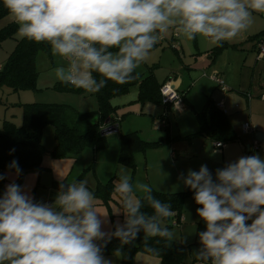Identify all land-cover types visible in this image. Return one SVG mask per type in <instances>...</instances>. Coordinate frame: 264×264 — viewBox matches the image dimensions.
<instances>
[{"label":"clouds","instance_id":"9594fccd","mask_svg":"<svg viewBox=\"0 0 264 264\" xmlns=\"http://www.w3.org/2000/svg\"><path fill=\"white\" fill-rule=\"evenodd\" d=\"M17 24V34L47 42L53 55L66 60L56 78L77 89L97 93L108 81L122 85L169 30L188 40L209 38L222 46L245 31L252 13H264V0H3ZM93 73L100 77L97 79ZM10 150V154L14 152ZM9 169L22 170L13 160ZM6 177L0 174V181ZM193 191L197 215L205 222L199 264H264V158L241 156L215 171L207 165L179 177ZM125 222L115 231L101 230L94 193L86 180L60 183L52 204L35 202L15 182L0 194V264H111L103 247L115 237L121 244L141 232L167 244L176 239L165 220L175 212L153 195L152 187L121 169L114 182ZM145 204L151 214L143 211ZM250 221V223H249ZM107 238V240L105 239ZM104 240L101 245L96 241Z\"/></svg>","mask_w":264,"mask_h":264},{"label":"trees","instance_id":"16d2710c","mask_svg":"<svg viewBox=\"0 0 264 264\" xmlns=\"http://www.w3.org/2000/svg\"><path fill=\"white\" fill-rule=\"evenodd\" d=\"M8 15L10 14L4 6L3 0H0V19ZM17 27L14 21H9L0 27V42L6 39H15ZM262 35H264V30L247 38L248 40H256L254 43L256 53L258 51L256 42L264 40V37H260ZM50 50V45L47 42L37 43L29 41L26 38L16 39L13 49L9 52L5 62L0 66V88L6 87L11 93L37 91L36 82L39 71L36 67V55L39 51L50 52ZM216 50V48L211 50L212 57L215 56ZM147 67L150 71L146 75L138 73L135 79L122 85L108 81L106 86L97 93L86 92L83 89H77L70 84L62 82H56L51 87V89L59 92L80 95L88 93L97 102L95 111L78 112L73 107L63 103L33 102L12 104L13 106L18 105L22 107V118L19 125L6 119L0 125V174L5 176L7 171L15 172L14 169H9L8 167L13 160L18 161L19 167L22 170L18 180L22 174L39 169L45 153V147L42 144V134L47 127L53 128L55 145L50 151L53 157H70L78 154L86 147H91L95 151L104 147L106 141L101 135V130L114 123L119 124L121 119L117 115L118 107L112 104V99L125 94L133 86L138 87L137 101L159 103L167 108H169V105L172 106V104L162 101L160 89L165 82L159 83L152 73L157 67V64ZM93 75L97 79L100 78L96 73H93ZM217 85L220 87L218 83ZM178 94L182 102L183 94ZM246 97L248 98V96ZM1 101L2 99H0ZM196 118L199 124L198 130L186 136V138L204 136L214 141L215 144L220 143V146H217V148H221L224 144L235 141L238 137L228 116L210 96L206 98L202 109L196 112ZM119 141L120 149L117 160L120 164L129 167H134L135 153L156 148L161 143L159 140L154 142L144 141L137 131L125 134L121 133ZM11 149L15 150L12 154H10ZM93 163L92 161L89 169L93 167ZM117 180L115 177H112L105 183H98L93 191L102 200L101 204L107 208L111 220L114 216L111 212L110 201L114 200L120 207V200L116 201L112 197L115 194L114 182ZM4 181L5 179L0 181V187L4 184ZM153 195L162 202L169 203L175 212L173 217L165 220L168 228H170L172 221L178 224L185 199L187 197L193 199L194 193L185 187L183 191L172 193L153 190ZM199 206L197 205V207ZM142 210L149 214L152 212L146 204ZM124 222L125 216L123 219ZM115 229L116 226L113 225L111 232H114ZM143 237L139 234L135 241L127 245L121 244L119 239L113 237L103 247V255L119 254L120 264H132L133 257L137 253L158 258L159 264H181L185 249L191 245H185L175 240L167 244L159 237L150 238L148 245L157 250L153 253L146 250ZM105 239L107 240V238ZM96 243L104 245L105 241H96Z\"/></svg>","mask_w":264,"mask_h":264},{"label":"rangeland","instance_id":"374dc122","mask_svg":"<svg viewBox=\"0 0 264 264\" xmlns=\"http://www.w3.org/2000/svg\"><path fill=\"white\" fill-rule=\"evenodd\" d=\"M11 19L12 17L10 15L0 19V27L11 21ZM262 30H264V13L253 12L250 26L234 39L222 42V46L213 45L209 41V38L197 36V38L200 39L198 40L199 51L205 52L213 48L217 49L215 51V61L211 67H209L210 71L214 67L219 72V76H222L221 79L224 81L225 86L231 87L228 93L235 94V96H239L242 99H245L244 96L246 95L248 98L258 101L260 100V92L264 91V89L260 87V85L264 87V59L259 61L256 60L257 53L253 48L256 40L247 39L248 36H254ZM174 35H176V39L173 41L174 43H176V41H182V44H185L183 47L185 54L190 50H196L191 40H188L175 30L170 29L168 33L163 34V37L154 47L157 48V50H151L146 59L149 63L158 61L159 74H161L163 78L165 77L164 75L168 74L170 71L173 73L177 72V69L182 65L180 59L173 58L172 55L169 56L170 53L168 51L171 50L169 40H171L172 38L170 37H174ZM260 37H264V35ZM14 44L15 42L13 39H6L0 42V65L5 62ZM161 48H164L163 54ZM186 59L187 57L183 59V64L187 61ZM66 63V60L63 58L58 55H53L51 50L50 52L39 51L37 53L36 64L39 77L36 82V87L40 90L38 92L39 95L36 96L43 101L68 104L78 112L84 111L83 104L90 100L97 108L95 98L88 93L85 95L67 92L59 93V91H55L50 87L47 88V86H53L57 81L60 82L55 76V69L60 66H65ZM256 63L257 65L255 66ZM146 70L144 62L136 69L138 73L144 74H146ZM210 71L206 72L209 74ZM133 92L134 91L130 90V93L128 91L121 95L123 99H116V103L113 102L118 104L122 103L117 102L118 100H125L126 102L124 103H128L135 96ZM27 93L29 95L34 94L33 91H27ZM25 94L26 93H22V91L11 93L6 87L0 88V99H2L0 102V125L4 119L13 121L17 125L20 124L22 107L18 105L13 106L10 105V103H22L26 101ZM84 99L85 101H83ZM133 105L134 103L129 102L126 107L117 108V115L121 118L120 121L122 120L120 124V132L122 134L137 131L139 136L143 134V136L146 135V137H150L149 139L155 137L156 133L164 135L165 132L163 127L160 126L161 123L158 122L157 118L153 119L147 112L136 114L139 105H136V107ZM242 112L245 111H241L240 113ZM236 120L237 123H240L241 119L237 117ZM50 130H52V127L46 129L42 138V143L46 148L52 143V137L51 142L49 140ZM103 137L105 138L106 145L97 151L91 147H86L76 155L62 158L53 157L50 152L44 153L40 168L22 174L19 180V176H17L15 172L7 171L5 173L6 178L4 184L0 187V194H2L6 185L15 182L19 184L25 192L32 196L35 202L52 204L56 198L60 183H71L73 180H78L79 178L80 180L87 181V186L92 192L95 190L98 183H105L112 177H115L116 180L117 178L119 179L121 169H126L127 172L131 174L133 183L139 180L143 183L154 185L155 183L159 184L160 181H163L165 179L164 177L168 179L164 166H158L153 169L150 168L149 171L144 168L145 165L142 160L144 157L146 158V153L148 151L155 148L147 149L145 152L135 153L134 167H129L120 164L117 160V149L118 147L120 148V141L116 131L103 135ZM92 161L94 162L93 167L89 169V165ZM95 197L94 206L98 201L102 203L99 197L96 195ZM112 197L116 201H119V196L116 193L113 194ZM110 207L114 216L112 219L114 225L116 227L118 224L122 225L124 214L122 212L119 214L115 212L121 210L118 203L111 200ZM196 209L197 205L194 200L191 197H187L184 201L178 224L172 221V226L169 228L175 233V241L182 242L185 245L191 242L190 247L185 249L181 264H198V261L195 260L194 253L200 247L198 234L204 231L206 224L197 215ZM96 211L98 214L104 212L102 209H96ZM107 214L109 218V212ZM140 234L144 236L143 232Z\"/></svg>","mask_w":264,"mask_h":264},{"label":"crops","instance_id":"0c3cea01","mask_svg":"<svg viewBox=\"0 0 264 264\" xmlns=\"http://www.w3.org/2000/svg\"><path fill=\"white\" fill-rule=\"evenodd\" d=\"M11 21H14L13 18ZM19 38L21 37L16 34L15 39H13L14 42H16V39ZM170 38L172 39L169 40L171 49L168 51L170 53L169 56L172 55L173 58H178L182 62V65L177 69V72L173 73L170 71L166 75L163 74L165 76L163 78V76L159 74L160 70L158 61H152L149 63V61L146 60L144 63L147 69L146 74L148 71H150L148 70L147 66L157 64V67L152 71L156 80L159 83L171 82L172 86L176 88L177 92L183 94L180 107L175 109L171 105H169V108H167L163 104L159 103L147 101L139 102L137 101V86L130 88V90L134 91L133 93H135V96L129 101L134 103L133 106L135 107L136 105H139L138 112H136V114H143L147 112V114L153 119L157 118L158 122L161 123L160 126L163 127L165 132L164 135L161 133H156L155 137H152L151 139H149L150 137H146V135L143 136V134L140 136L144 141L147 142H154L158 140L161 142L158 147L146 153L147 156L146 158L144 157L142 162L145 165L144 168L146 170L148 169V171L150 168L153 169L157 168L158 166H164L168 179L164 177L165 179L160 181L159 184L155 183L154 185H149L156 191L165 193L182 191L185 186L183 180L179 177L182 173L186 176L189 169L193 171H199L201 165H207L208 169L213 175V178L215 179L216 169L225 167L228 163L236 161L241 156H250L256 154L261 158H264V91L260 92V100L258 101L247 98L246 95L244 96L245 99H242L239 96H235V94L228 93V91L231 90V87H226L224 81H222L223 85L225 86V90H223L217 85V82L212 79V75L214 74L218 75L220 79L222 77L219 76V72L214 67L210 71L209 67H211L216 58L215 56L212 57V49L206 50L205 52L199 51L198 40L200 39L196 37L195 39L191 40L196 50H190L185 54V50L183 49L185 44L183 45L182 41H176V43H174L173 41L176 39V35ZM155 49L157 50V48H153L152 51H155ZM161 52L162 54L164 53V48H161ZM186 57L187 61L183 64V59ZM262 59H264V57L259 58L256 55L257 61ZM256 65L257 63L255 66ZM206 71H210V73L208 74ZM139 74L146 75L144 73ZM48 87L51 88L52 85L47 86V88ZM260 87L264 89L262 85H260ZM39 90L40 89L37 88V91H33L34 94L32 95H29L27 91H22V93H26V101H23L22 103H51L48 101H43L38 98V96H36L39 95ZM208 96H210L212 100L228 116V119L238 136L235 141L224 144L221 148H217L214 141H211L204 136L186 138V136L195 133L198 130L199 124L196 118V112L202 109ZM121 97L122 96L119 95L112 99V104L116 105L118 109L120 107H126L129 104V102L124 103L126 102L125 100H118L117 102L122 103L115 104L116 99H123ZM83 101H85V99ZM15 103L21 102H13L10 103V105ZM220 104H222V106H220ZM83 108L84 111L82 112L96 110V106L93 104V102H91V100L87 103L85 102V104H83ZM241 111L245 112L240 113ZM237 117H240V123H237ZM121 121H119L120 123L118 124V130H116V134L118 136L121 134ZM244 124L251 125V131L245 132L243 129ZM46 129L43 131V134ZM256 134H258L259 140L255 139ZM49 136L50 142L52 137V143L48 148L44 146L45 153H49L55 145L53 139V128L50 130ZM254 141L257 142L256 149L253 148ZM119 149L120 148L118 147L117 153ZM95 208L98 210L102 209V211H104L100 214V219L102 220L101 230L106 233H111L114 223L113 220L110 219V216L108 218L107 209L99 201L97 204H95ZM205 230L206 228L204 231ZM104 257L110 260L111 264H120L119 254H109L104 255ZM132 264H159V260L155 257L137 253L133 257Z\"/></svg>","mask_w":264,"mask_h":264},{"label":"built area","instance_id":"2783aa9c","mask_svg":"<svg viewBox=\"0 0 264 264\" xmlns=\"http://www.w3.org/2000/svg\"><path fill=\"white\" fill-rule=\"evenodd\" d=\"M256 48H257V56L259 58L264 57V40L258 41L256 42ZM212 79L215 80L221 87V89L225 90V86L223 85V82L218 78V76L216 74L212 75ZM161 92V96H162V101L164 103H170L172 104L173 108L178 109L180 107V96L176 90V88H174V86H172L171 82H166L160 89ZM220 106H222V104H220ZM251 125L249 124H244L243 129L245 132L247 131H251ZM256 144L257 142L254 141L253 142V148L256 149ZM220 146V143H216V147Z\"/></svg>","mask_w":264,"mask_h":264},{"label":"water","instance_id":"95a60500","mask_svg":"<svg viewBox=\"0 0 264 264\" xmlns=\"http://www.w3.org/2000/svg\"><path fill=\"white\" fill-rule=\"evenodd\" d=\"M116 130H118V125L117 124H112V125L104 127L101 130V135L103 136V135H106L108 133L114 132ZM255 139L259 140L258 134L255 135Z\"/></svg>","mask_w":264,"mask_h":264}]
</instances>
